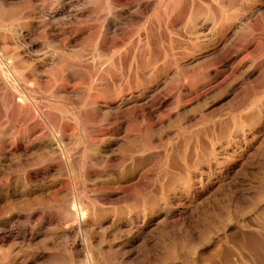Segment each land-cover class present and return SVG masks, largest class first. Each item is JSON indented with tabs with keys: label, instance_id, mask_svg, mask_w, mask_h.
Here are the masks:
<instances>
[{
	"label": "rangeland",
	"instance_id": "374dc122",
	"mask_svg": "<svg viewBox=\"0 0 264 264\" xmlns=\"http://www.w3.org/2000/svg\"><path fill=\"white\" fill-rule=\"evenodd\" d=\"M0 264H264V0H0Z\"/></svg>",
	"mask_w": 264,
	"mask_h": 264
},
{
	"label": "bare ground",
	"instance_id": "6f19581e",
	"mask_svg": "<svg viewBox=\"0 0 264 264\" xmlns=\"http://www.w3.org/2000/svg\"><path fill=\"white\" fill-rule=\"evenodd\" d=\"M103 51H104V49H103ZM101 52H102V51H101ZM101 52H100V53H101ZM107 53H109V52H107ZM103 54H104V53H103ZM99 56H100V55H99ZM92 59H93V58H92ZM90 61H91V60H90ZM104 61H105V60H104ZM80 62H81V61H80ZM100 62H101V61H100ZM92 63H93V62H92ZM98 63H99V62H98ZM105 63H106V62H105ZM96 64H97V63H96ZM83 65H84V64H83ZM81 73H82V72H81ZM83 73H85V72H83ZM54 128H55V127H54ZM51 131H52V130H51ZM47 132H48V131H47ZM53 132H54V131H53ZM65 132H66V131H65ZM81 132H82V131H81ZM83 132H84V131H83ZM54 133H56V132H54ZM59 133H60V135H61V132H59ZM79 133H80V132H79ZM45 134H46V131H45ZM77 134H78V133H77ZM85 134H86V132H85ZM41 135H42V134H41ZM46 135H47V134H46ZM46 135H45V136H46ZM49 135H50V133H49ZM79 135H80V134H79ZM89 135H90V134H89ZM38 136H39V135H38ZM56 136H57V134H56ZM56 136H55V137H56ZM62 136H63V135H62ZM51 137H52V136H51ZM82 137H84V136H82ZM82 137H81V138H82ZM88 137H90V136H88ZM43 138H46V137H43ZM48 138L50 139V137H48ZM53 138H54V137H53ZM128 138H129V137H128ZM51 139H52V138H51ZM59 139H60V138H59ZM59 139H58V140H59ZM91 139H92V138H91ZM91 139H90V140H91ZM85 140L87 141L88 138L85 139ZM90 140H89V141H90ZM54 141H55V140H54ZM54 141H53V143H54ZM59 141H60V140H59ZM57 142H58V141H57ZM87 142H88V141H87ZM87 142H86V143H87ZM92 143H93V142H92ZM94 143H95V142H94ZM18 144H19V143H18ZM23 144H24V143H23ZM50 144H51V143H50ZM58 144H59V142H58ZM20 145H21V144H20ZM24 145H25V144H24ZM55 145H56V143L54 144V146H55ZM89 145H91V144H88L87 146H89ZM58 146H60V148H61V145H58ZM92 146H93V145H92ZM21 147H22V146H21ZM21 147H20V148H21ZM52 148L54 149V147H52ZM53 149H52V150H53ZM55 149H56V148H55ZM63 150H64V149H63ZM54 151H55V150H54ZM58 152H59V151H58ZM75 152H76V151H75ZM62 153H63V155H66V153H65V154H64V152H62ZM73 159H74V158H73ZM66 161H67V160H66ZM68 162H69V161H68ZM68 162H67V163H68ZM75 163H77V162H75ZM65 164H66V163H65ZM71 164H72V163H71ZM66 165H68V164H66ZM73 165H74V164H73ZM69 168H70V167H69ZM74 169H75V168H74ZM70 172H71V171H70ZM71 173H72V172H71ZM85 177H86V176H85ZM86 178H87V177H86ZM73 184H74V183H73ZM72 187H73V186H72ZM78 187H79V186H78ZM84 188H85V187H84ZM74 201H75V200H74ZM73 207H74V206H73ZM89 207H90V206H89ZM66 208H68V207H66ZM86 208H87V207H86ZM90 208H91V207H90ZM63 210H64V209H63ZM67 210H68V209H67ZM69 210H70V208H69ZM87 210H88V209H87ZM93 210H94V209H93ZM65 211H66V210H65ZM77 211H78V210H77ZM79 211H80V210H79ZM84 211H85V210H84ZM84 211H83V213H84ZM91 211H92V209H91ZM63 212H64V211H63ZM66 212H67V211H66ZM66 212H64V214H66ZM69 212H72V211H69ZM92 212H93V211H92ZM77 213H78V212H77ZM77 213H76V214H77ZM81 213H82V212H81ZM88 213H89V212H88ZM90 213H91V212H90ZM78 214H79V213H78ZM78 214H77V215H78ZM93 214H94V213H93ZM66 215H68V214H66ZM77 215H76V216H77ZM88 215H89V214H88ZM71 216L73 217V215H71ZM71 216H70V214H69V215H68V219H69ZM89 216H90V215H89ZM89 216H88V217H89ZM93 216H94V215H93ZM86 218H87V215H86ZM86 218H85V215H84V214H81L80 216L78 215V216H77V222H76V223H78L80 226L83 227V226H85V225L88 223L87 220H86ZM92 218H95V217H92ZM92 218H91V219H92ZM63 219H65V215H64V218H63ZM66 220H67V219H66ZM89 220H90V219H89ZM92 220H93V219H92ZM64 221H65V220H64ZM69 221H70V220H69ZM67 222H68V221H67ZM93 222H94V221H93ZM90 224H92V223H90ZM90 224H89V225H90ZM64 225H65V223H64ZM78 227H79V226H78ZM85 228H86V227H84V229H85ZM87 228H88V227H87ZM79 230H80V229H79ZM82 243H83V242H82ZM88 252H89V251H88ZM90 254H91V253H90ZM89 256H90V255H89ZM87 257H88V256H87ZM90 257H92V256H90ZM90 257H89V258H90ZM89 263H90V262H89Z\"/></svg>",
	"mask_w": 264,
	"mask_h": 264
}]
</instances>
